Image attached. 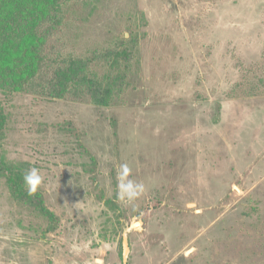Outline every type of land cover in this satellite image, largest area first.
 Wrapping results in <instances>:
<instances>
[{"label":"rangeland","instance_id":"374dc122","mask_svg":"<svg viewBox=\"0 0 264 264\" xmlns=\"http://www.w3.org/2000/svg\"><path fill=\"white\" fill-rule=\"evenodd\" d=\"M71 9L50 47L84 55L127 31L132 85L110 107L0 94V164L38 168L59 219L46 232L0 177V264H125L124 238L126 264H264V93L250 90L264 80V0ZM123 163L146 189L135 210L117 199Z\"/></svg>","mask_w":264,"mask_h":264},{"label":"trees","instance_id":"16d2710c","mask_svg":"<svg viewBox=\"0 0 264 264\" xmlns=\"http://www.w3.org/2000/svg\"><path fill=\"white\" fill-rule=\"evenodd\" d=\"M74 1L0 0V94L90 100L99 107H110L124 96L132 85V67L138 53L136 38H119L84 55L65 50V46L50 47L54 38L60 41L67 31L66 17L75 14L71 9ZM260 85H264L261 78L250 90L264 93ZM8 121L6 108L0 103V147L7 137ZM29 168V163L2 159L0 177L6 180L15 201L40 213L49 224L46 232L51 233L59 226V219L47 207L40 190L28 194L23 175ZM120 219L116 217L117 224Z\"/></svg>","mask_w":264,"mask_h":264},{"label":"clouds","instance_id":"9594fccd","mask_svg":"<svg viewBox=\"0 0 264 264\" xmlns=\"http://www.w3.org/2000/svg\"><path fill=\"white\" fill-rule=\"evenodd\" d=\"M122 38L130 39V34L125 31L122 33ZM131 168L127 163L120 165L117 184V199L128 205H131L135 210V202L145 193V186L130 178ZM23 183L26 186L28 194L35 195L43 184V177L40 170L36 167L29 168L23 175ZM102 264V262H101Z\"/></svg>","mask_w":264,"mask_h":264},{"label":"water","instance_id":"95a60500","mask_svg":"<svg viewBox=\"0 0 264 264\" xmlns=\"http://www.w3.org/2000/svg\"><path fill=\"white\" fill-rule=\"evenodd\" d=\"M129 252V247H128V243H127V239L124 238V261L126 264V256L128 255Z\"/></svg>","mask_w":264,"mask_h":264}]
</instances>
